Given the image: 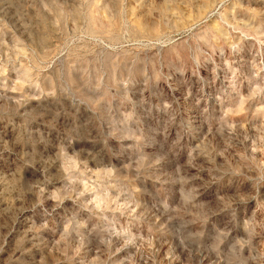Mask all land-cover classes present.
Segmentation results:
<instances>
[{"label": "rangeland", "instance_id": "374dc122", "mask_svg": "<svg viewBox=\"0 0 264 264\" xmlns=\"http://www.w3.org/2000/svg\"><path fill=\"white\" fill-rule=\"evenodd\" d=\"M0 264H264V0H0Z\"/></svg>", "mask_w": 264, "mask_h": 264}]
</instances>
